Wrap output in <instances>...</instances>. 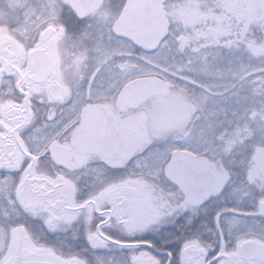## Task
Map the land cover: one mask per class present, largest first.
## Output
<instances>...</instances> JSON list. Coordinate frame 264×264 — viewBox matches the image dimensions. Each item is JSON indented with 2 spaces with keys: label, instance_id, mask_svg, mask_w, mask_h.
<instances>
[{
  "label": "snow or ice",
  "instance_id": "snow-or-ice-1",
  "mask_svg": "<svg viewBox=\"0 0 264 264\" xmlns=\"http://www.w3.org/2000/svg\"><path fill=\"white\" fill-rule=\"evenodd\" d=\"M23 7L0 20V264H264V0Z\"/></svg>",
  "mask_w": 264,
  "mask_h": 264
},
{
  "label": "rangeland",
  "instance_id": "rangeland-1",
  "mask_svg": "<svg viewBox=\"0 0 264 264\" xmlns=\"http://www.w3.org/2000/svg\"><path fill=\"white\" fill-rule=\"evenodd\" d=\"M25 2L26 0H0V20L22 18Z\"/></svg>",
  "mask_w": 264,
  "mask_h": 264
},
{
  "label": "flooded vegetation",
  "instance_id": "flooded-vegetation-1",
  "mask_svg": "<svg viewBox=\"0 0 264 264\" xmlns=\"http://www.w3.org/2000/svg\"><path fill=\"white\" fill-rule=\"evenodd\" d=\"M59 238H61V239H62V238H63V237H62V235H61ZM161 243H163V242L161 241Z\"/></svg>",
  "mask_w": 264,
  "mask_h": 264
}]
</instances>
